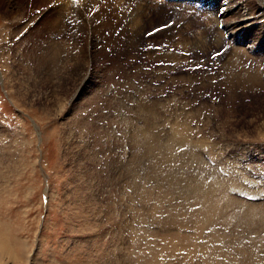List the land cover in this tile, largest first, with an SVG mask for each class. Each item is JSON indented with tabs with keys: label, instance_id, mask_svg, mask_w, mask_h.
<instances>
[{
	"label": "rangeland",
	"instance_id": "1",
	"mask_svg": "<svg viewBox=\"0 0 264 264\" xmlns=\"http://www.w3.org/2000/svg\"><path fill=\"white\" fill-rule=\"evenodd\" d=\"M68 1L0 0V264H264V36H229L252 16L216 45L204 14L133 32L136 0ZM238 44L261 83L234 85Z\"/></svg>",
	"mask_w": 264,
	"mask_h": 264
},
{
	"label": "bare ground",
	"instance_id": "2",
	"mask_svg": "<svg viewBox=\"0 0 264 264\" xmlns=\"http://www.w3.org/2000/svg\"><path fill=\"white\" fill-rule=\"evenodd\" d=\"M77 1H79V0H77ZM102 1H106V2H108V3H115L117 0H102ZM127 2V1H129V0H122L121 2L122 3H124V2ZM130 1H132V0H130ZM258 1H260V2H262V4L264 3V0H200L199 2H197V0L196 1H191V0H170V1H167V2H164L163 4H162V6L164 7V8H171V9H174V10H176V8H174V7H179V9H184L186 12L188 11V12H193V13H196V15H193L194 17V19L196 20V18H195V16H197V14H199V15H201V14H204V17L206 18V21H205V23H201V22H199V20H198V22L197 21H194L193 22V27L194 28H197V29H199L201 32H206L207 31V35H205V33H204V35L203 36H201V38H203L204 40H206V41H208V39H212V43L213 44H218L219 42H221L222 41V38H224V33H225V31L223 30V29H225V27L227 28V30H231L232 31V29H234V30H236L235 28L236 27H238L239 26V24H241V18H243V12H245L246 14H247V12H248V14L250 15V16H252V21H251V23H250V25L249 26H247L246 28H245V30H243V32H242V29H241V31H236L235 33H233L232 32V34L230 33V35L229 36H231V38H233V39H230V42H231V40H234L233 41V43L235 42V41H237V40H239V42H244L245 40H248V39H250V38H254L255 36L257 37L258 35H260V36H264V24L262 25V24H260L259 23V21L261 20V19H264V7H261L260 9L259 8H257L255 11H252V10H249V5L251 4V2H258ZM67 2V1H66ZM69 3L70 2H72V0H69L68 1ZM89 2V1H88ZM134 2V1H133ZM188 2V3H187ZM80 3V2H79ZM116 3H120V2H116ZM135 3V2H134ZM133 3V4H134ZM156 3H160L159 2V0H136V4H135V6H136V9L135 10H133V12H134V14H133V17H132V21H133V23H132V26H131V31H133V32H135V31H138V29L141 27V25L143 24V21H145V20H147V19H149V17H151V15L152 16H154V17H158V16H160L159 15V13H161V15L163 14V12H162V10L161 11H159V6H157L156 5ZM224 3H226L225 5H224ZM121 4V3H120ZM125 4H127V7L129 6V4H131V3H124V5ZM118 5V7H119V4H117ZM123 5V4H122ZM161 5V4H160ZM174 7H173V6ZM197 5H199L200 7H199V10H203L202 12H198L197 11V9H196V6ZM264 5V4H263ZM262 5V6H263ZM187 6H188V8H187ZM226 6V7H225ZM126 7V8H127ZM134 7V6H133ZM221 7H225V12L223 13V15L220 17V16H218V11H219V9L221 8ZM260 7V6H259ZM129 8H131V7H129ZM216 8V13H214L213 12V10ZM217 8H218V10H217ZM119 9H120V7H119ZM171 9H169V10H171ZM124 10V9H123ZM127 10V9H126ZM151 11H153V14H151L150 15V12ZM180 12V11H179ZM185 12V13H186ZM230 14H232V20H230V21H227L226 22V25H223V28H222V30L224 31V33H222V32H215L214 30H213V20L214 21H219L220 19H223V21H225L224 20V18L227 16V15H230ZM178 15V14H177ZM248 15V16H249ZM180 16H181V14H180ZM179 16V17H180ZM184 16V15H183ZM187 16V15H186ZM225 16V17H224ZM126 19V18H125ZM248 19H249V17H248ZM172 20V19H171ZM177 20V19H176ZM182 20V19H181ZM223 21H221V23L223 24ZM169 22V21H168ZM167 22V23H168ZM248 22H249V20H248ZM166 23V24H167ZM262 23V22H261ZM166 24H162V25H160V26H164V25H166ZM181 25V23L179 22V18H178V21H176V23H175V25H174V27H176L177 25ZM220 24V23H219ZM160 26H157V27H155V28H158V27H160ZM174 27H172V28H174ZM205 27V31H204V28ZM154 28V29H155ZM172 28H170L169 30H164V31H160V32H157V33H159V34H161V33H165V32H169L170 30H172ZM229 30V31H230ZM230 31V32H231ZM227 32V31H226ZM212 33V34H211ZM239 36H241L240 38H239ZM230 38V37H229ZM258 38V37H257ZM257 38L256 39H254L253 40V42L252 43H254L255 42V44H253V46H254V49H255V51H257V52H262L263 54H264V40L262 39H260L259 41L257 40ZM199 44H200V42H199ZM228 45H229V43H228ZM239 45H241V44H238L237 45V49H234L233 51H235L234 52V54H233V56H235V58L232 56V60H230L229 59V61H228V64H227V71H229V73H231V75H232V70H236V68L237 67H240V65L242 64L241 63V60H242V58H243V56H248V54H247V52L246 51H244L243 52V54H241V52L242 51H239V52H237L236 50H238V48L240 49V46ZM251 46H252V44H251ZM249 49H250V47H249ZM220 58H222V57H220ZM248 58V57H247ZM219 59V58H218ZM254 75V76H253ZM233 76V75H232ZM234 78H237V79H235L234 81H233V83H234V85L235 86H237V89H240L241 87L243 88L246 84H253V83H255V82H260L261 83V78L260 77H258L257 76V74H251V76H250V74L249 75H247L246 77H243L242 79L240 78V77H235V76H233ZM259 85V84H258ZM252 87V86H251ZM241 88V89H242ZM182 128V127H181ZM185 131H186V129H185ZM183 134V130L182 129H179L177 132H176V136L173 138V139H171L169 142L170 143H168L167 145H169L170 146V149L174 146V144L177 142V141H179V139H180V137L182 136V134ZM149 134V133H148ZM187 134V133H186ZM184 136V135H183ZM182 136V137H183ZM187 136V135H186ZM192 143V142H191ZM151 145H153V144H151ZM184 145V144H183ZM168 147V146H167ZM167 147H166V151L168 150L167 149ZM151 148V147H150ZM169 148V147H168ZM152 149H153V147H152ZM148 150V149H147ZM156 150V149H155ZM165 151V152H166ZM163 153V155H164V152H162ZM167 153V152H166ZM170 153H171V151H170ZM166 155H168V154H166ZM165 155V156H166ZM171 155V154H170ZM170 157V156H169ZM179 157V156H178ZM167 158V157H166ZM173 158V157H172ZM184 159V158H183ZM171 163V162H170ZM167 164V163H166ZM183 164V163H182ZM176 166V165H175ZM190 168V167H189ZM175 169V168H174ZM178 172V171H177ZM176 174V173H175ZM182 174V173H181ZM197 178V177H196ZM234 178V177H233ZM175 179V178H174ZM184 179V178H183ZM219 179H220V177H219ZM197 180V179H196ZM209 180V179H208ZM239 180V179H238ZM172 181V180H171ZM170 181V182H171ZM217 181H219V180H217ZM235 181V180H234ZM212 182H213V180H212ZM216 182V181H215ZM224 182V181H223ZM236 182V181H235ZM187 183H189V182H187ZM192 183H194V182H192ZM214 183V182H213ZM227 183V182H226ZM179 183L177 182V185H178ZM217 184V183H216ZM219 184V183H218ZM222 183H220V186H222L221 185ZM228 184V183H227ZM180 185V184H179ZM187 184H185L184 186H186ZM190 185V184H189ZM191 186V185H190ZM190 186H188V187H190ZM241 186V185H240ZM181 187V186H180ZM195 187V186H194ZM209 187V186H208ZM211 187H213V184H212V186ZM224 187V186H223ZM237 187V186H236ZM172 188H174V187H172ZM183 188V187H182ZM185 188V187H184ZM220 188V187H219ZM226 188V187H225ZM191 189V188H190ZM193 189H195V188H193ZM197 189V188H196ZM216 189V188H215ZM217 189H218V187H217ZM150 190V189H149ZM173 190V189H172ZM186 190V189H185ZM211 190V189H210ZM220 190H221V188H220ZM225 190V189H224ZM188 191V190H187ZM211 191H214V189H212ZM210 191V192H211ZM216 191V190H215ZM230 191V190H229ZM168 192V191H167ZM197 192V191H196ZM208 192H209V190H208ZM231 192V191H230ZM198 193V192H197ZM226 193V192H225ZM187 194H188V192H187ZM227 194H230L229 192L227 193ZM201 195V194H200ZM173 196V195H172ZM227 196V195H226ZM196 197V196H195ZM203 197V196H202ZM201 197V198H202ZM199 198V197H198ZM228 198H229V196H228ZM233 197H231V199H232ZM214 199V198H213ZM212 199V200H213ZM217 199V198H216ZM222 199V198H221ZM223 199H225L224 201L226 202V198H223ZM223 199H222V201H223ZM211 200V199H210ZM211 200V201H212ZM228 200V199H227ZM169 201V200H168ZM223 201V202H224ZM231 201V200H230ZM229 201V202H230ZM170 202V201H169ZM213 202V201H212ZM209 202L207 205H205V207L203 208L204 209V213L203 214H201V213H199L198 214V216H196L195 214V217H196V221H198L199 223H204V222H206V221H208V220H210V218H215L214 216L218 213V206L219 205H217V203H215V202ZM167 203V202H166ZM207 203V202H206ZM227 204V203H226ZM160 205V204H159ZM183 206V205H182ZM182 206H181V208H182ZM227 207V206H226ZM242 207V206H241ZM186 209V208H185ZM184 209V210H185ZM228 209V208H227ZM251 210L247 213V216L245 217V220L246 221H248V222H251L252 220H255L256 218H258V217H260V218H262V219H264V209L261 211L260 210V212L258 211V212H256L254 209H252V208H250ZM187 210V209H186ZM220 210H222V209H220ZM244 210V209H243ZM238 211H241V210H238ZM175 213V212H174ZM220 213V212H219ZM228 213V212H227ZM241 213V212H240ZM243 213V212H242ZM197 214V213H196ZM232 216H233V214H231ZM189 216V215H188ZM212 216V217H211ZM192 217H193V214H192ZM243 217V216H242ZM152 219V218H151ZM168 219V218H167ZM175 219V218H174ZM177 220V219H176ZM215 220V219H214ZM225 220V219H224ZM244 220V221H245ZM157 221V220H156ZM181 222V221H180ZM220 222V221H219ZM255 222V221H254ZM183 223V222H182ZM190 223V222H189ZM215 223V222H214ZM198 224V223H197ZM219 224V223H218ZM224 224V223H223ZM173 225V224H172ZM206 225V224H205ZM209 226V225H208ZM225 226H227L226 224H225ZM232 226V225H231ZM232 229H233V227H232ZM240 232V231H239ZM262 236V235H261ZM263 237V236H262ZM218 239V238H217ZM255 239H257L256 237H255ZM261 239H259V241H260ZM2 246V245H1ZM247 246V245H246ZM215 247V246H214ZM6 250V249H5ZM212 250V249H211ZM0 251L1 252H3L4 251V248L3 247H1L0 248ZM252 251V250H251ZM8 252H10V251H8ZM11 253V252H10ZM12 254V253H11ZM243 255V254H242ZM250 255V254H249ZM246 256H248V255H246ZM201 259V258H200ZM209 259V258H208ZM249 259V258H248ZM198 261V260H197ZM209 262V261H208ZM207 264V263H206Z\"/></svg>",
	"mask_w": 264,
	"mask_h": 264
},
{
	"label": "built area",
	"instance_id": "3",
	"mask_svg": "<svg viewBox=\"0 0 264 264\" xmlns=\"http://www.w3.org/2000/svg\"><path fill=\"white\" fill-rule=\"evenodd\" d=\"M149 64H150V63H148L147 65L149 66ZM140 82H141V81H140ZM140 82H138V85H139ZM144 82H145V83H144ZM144 82H143V84H146V81H144ZM144 86H145V85H144Z\"/></svg>",
	"mask_w": 264,
	"mask_h": 264
}]
</instances>
